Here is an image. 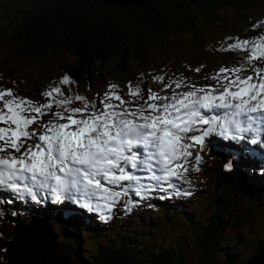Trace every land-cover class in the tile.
Masks as SVG:
<instances>
[{"label": "trees", "instance_id": "trees-1", "mask_svg": "<svg viewBox=\"0 0 264 264\" xmlns=\"http://www.w3.org/2000/svg\"><path fill=\"white\" fill-rule=\"evenodd\" d=\"M23 1L11 12L18 18L8 22L7 28L16 44L14 55L7 59L10 61L18 56L42 58L41 63L37 60L20 71L25 84L31 86L42 79L49 81V71L58 68L63 77L62 86H75L74 90L65 89L60 96L70 108L78 102L80 87L90 95L98 86V77L106 74L118 73L127 85L126 92L136 96V90L128 89L130 66L132 63L145 66L154 61L150 57L157 53L164 55L174 51L180 65L189 59L193 66L202 63L200 66L211 69L215 63L213 59L231 57L241 68L249 67L250 56L244 50L230 48L220 52L219 47L211 45L205 55L202 47L206 46L208 34L219 31L222 23H228L220 9L247 8L264 2L147 0L141 5L119 6L100 0ZM212 148V161L214 159L216 165L213 174L216 176L210 191L200 195L203 212L196 215L192 210L162 207L164 219H168L166 227L162 219L146 231L161 234L173 223L178 229L167 240H163L162 234L153 237L149 243L141 242V238L148 240L147 233L142 236L136 230L122 234L125 217L119 211L117 224L108 228L107 224L91 221L87 216L85 220L80 218L83 213L69 217L64 207L43 215L41 225L18 224L16 230L6 236L13 244L21 242L22 238L28 239V244L32 243L37 252L29 255L34 257L35 264H193L192 258L189 259L192 253L188 244L198 254L197 264H247L253 257L264 264V178L257 176L251 169L253 165L240 156V161L229 165L227 160L234 159L231 150L216 144ZM2 209L0 200V212ZM4 210L15 218L10 221L16 223L18 214L11 213L9 208ZM58 210L62 212L61 217L56 214ZM74 219L85 223L75 226ZM83 226L92 232L86 238L93 249L86 257L79 234ZM56 227L59 231L54 230ZM246 228L248 240H243V251L240 252L249 251L247 256L253 257L240 263L236 260L238 253L229 250L228 246L241 242L223 246L222 241L227 231ZM157 241L160 242L150 246ZM247 244L251 249L246 250ZM21 264L32 263L21 260Z\"/></svg>", "mask_w": 264, "mask_h": 264}, {"label": "rangeland", "instance_id": "rangeland-1", "mask_svg": "<svg viewBox=\"0 0 264 264\" xmlns=\"http://www.w3.org/2000/svg\"><path fill=\"white\" fill-rule=\"evenodd\" d=\"M23 3V0H0V97L4 100V102H0V104L2 103L4 105V107H0V160L4 159L11 163L16 162L18 166H23V168L25 167L26 169L44 170L43 164L40 165L37 159L42 156L44 158H49L48 161H51L50 157L47 156L46 147L51 143L50 140L53 138V135L60 134L62 136L61 131L65 130L64 125L66 123L68 127L72 128V131L73 129L80 128V126L91 124L95 121L93 119L101 117L103 113V111H101L102 108L105 110L103 113L105 116L111 115V112H114L116 115L124 118L149 120L151 118L165 116L168 111H171L184 99H198L203 96L208 97L213 95L216 96L217 100L221 103H228L229 99L230 101H241L244 94L247 96L246 90L252 87L254 83L258 84L264 82V2L254 3L247 8L230 6L220 9L228 23H222L219 31L211 35L208 34L205 38L204 45L206 46H203L202 49L206 52L205 55H207V47L211 45L217 48L219 47L220 52L230 48H242L251 57V64L249 67L241 68L240 64L235 62L231 57L227 58L228 60L222 57H217L216 60L213 59L215 63L211 69L206 67L203 68L200 66L202 63H198L199 65L195 63L193 66L194 63L189 59L186 61V64L180 65L177 63V57L174 51H170L164 55L157 53L155 57H150L154 59V61L147 63L145 66L139 63H132L130 66L131 82L128 85V89H132L130 91L138 89V94L136 96L132 97L126 92L127 85L118 73L101 75L97 79L98 86L91 91L90 95L85 91L84 87L79 88L77 108H75L78 111L75 112L77 114H64L57 111V109L64 111L70 110L69 112H72L73 109L63 103L64 101L60 98L61 93L65 89L67 91L74 90L75 86L65 85V88L62 86L63 77L60 75L58 68L49 71V81L42 79V82L38 81L39 84L31 86L25 84L24 78L20 77V71L30 67V65L36 63L37 60L38 63H41L42 58L39 57V59L35 60L29 56H18L12 57L13 59L10 61L7 59L8 56L14 55L13 49L16 44V41L9 32L10 28H7L8 22L18 18L17 14L11 15V12L17 5H22ZM197 59L200 60V57H197ZM46 61H48V59H46ZM35 65L36 64H34V67ZM10 68L12 70H10ZM179 92L182 93V97L179 100L173 99L169 106H161V108H159L162 96V98H165L169 93ZM53 93L55 94V98L51 100L49 97ZM225 96H228L229 99ZM48 102L56 103L51 106H46ZM75 106L76 105H74V107ZM45 107L46 111L39 116V109L44 110ZM13 114L18 115L19 118H24V122L27 125L30 123L25 134L15 136L17 132L15 124L19 121L17 122L16 116L11 119ZM45 119L60 122L56 127H53L52 130L50 125L45 124ZM89 119L92 120L89 121ZM196 122L203 125V121H194L183 131L181 144L184 148L178 153L179 159L173 165V174L169 173L163 175L162 180H157L156 184H149L150 188L156 185L157 190H151L148 198H145V201L144 194L148 193V188L144 190L145 185L139 189L140 191L138 190L139 186H126V184L123 183L118 187V189H126L133 194L139 192V196L133 197V203L144 201L141 209L138 207L139 204L133 208L132 197H125L126 190H122V196L118 200H114L115 196L112 190L119 181H116V184L114 183V185L110 187L109 193L112 195L113 204L115 206L121 205L126 198L131 201V209L127 214V218L124 219L121 225L123 229H121L123 231L122 234L126 235V233L129 234L130 231L136 230L137 233H141L143 236L146 231L148 232V228H151L156 221L164 219V210L162 207H172L177 203L179 197L178 191H175L172 200L166 198L167 192L165 185L169 184L167 179L170 177H175V181L169 188L170 192L175 190V187L181 188L183 182H185L184 186L180 189V192L183 193L181 196L182 199L188 196L193 199L197 196L200 198V195L207 194L210 191L211 182L215 180L216 176L213 174L216 167L215 160L213 159L212 161V156L210 155L209 163L207 157V155L211 153L209 143L207 146L195 144L199 141H195L193 138L202 129L197 130L193 127V123ZM76 135H78V132L72 134V141ZM60 139L57 140L56 143L58 142L59 144V141L62 140ZM61 145L65 146L63 142ZM222 146L235 148L242 155L247 152V149L243 148V145L239 147L238 145L233 146L230 144ZM185 150L193 155L194 160L192 163L187 164L189 166L183 165L182 162L181 154H183ZM60 153L66 154L65 151H60ZM231 156H234V159L227 160L229 165L241 159L240 157L237 158L234 154ZM191 157L192 156H189V158ZM257 157V161H260V157ZM189 158L187 162H189ZM198 165H200V169H203H198L197 172H193L194 168ZM178 175H184L185 177H180ZM121 177H123V175H121ZM123 181L126 183L132 182L130 180ZM122 184L125 186H122ZM15 185L17 186L15 187ZM18 186V182L8 181V183L2 182L0 184V196L5 199L4 208L7 209L10 207L20 209L16 223L10 221L13 220V218L9 216L10 214H6L5 211L0 212V255L2 254L0 257L7 260V264H21V260L23 262L28 261L35 264L34 257L29 256L30 254L37 253L36 250L33 249L32 243L29 245V240L22 238L21 242L12 244L8 241V236L6 235L16 230L18 224L21 226L29 225L30 223L33 225H41L43 223V215H47L50 211L54 212L59 208L51 204L52 206L46 210L44 208L48 206L44 204L47 201L38 206V201L40 200H37L36 197L34 198L31 195H26V198L30 199L31 204L25 203L20 195L23 191V187L19 190L18 198L15 194L13 196L14 187L18 190ZM115 192L117 195L120 193L119 190H115ZM41 194L42 199L47 198V194H44L42 191ZM96 195L99 199H102L100 198L99 192H96ZM171 197L172 195L170 198ZM85 201L86 206L82 208L83 210H80V213H83V215H80V218L84 219L86 218L85 216H88L91 220L108 224V228H113L117 224V220H113L112 213L107 217V214L110 210L112 212L113 209H110L106 204L103 208H94V205L99 203L95 200L91 202L88 200V197ZM74 202L75 201H72V205L68 206L71 208V212L68 213L70 215L79 213L77 209H75ZM182 208L186 209L188 212L192 210L198 215L203 212L204 204L200 203L198 200H193L190 203L183 202ZM4 214L8 216H4ZM56 214L58 217H61L60 215L62 212L58 210ZM98 214L100 216H98ZM167 220V218L164 219V226ZM73 221V225L75 226L84 223L83 220L74 219ZM177 229V226H174L172 223L161 234L146 232L148 240L146 241L141 238V242L149 243V241H153V237L162 234H164L163 240H167L169 237L173 236ZM54 230L59 231L57 227ZM79 234L82 238L83 249L85 250L83 256L86 257V255L90 253L89 250L93 249L86 238V236L91 235L92 232H88L87 227L83 226ZM42 235L45 236V233ZM237 237L238 239H236ZM94 238L96 239L95 236ZM243 240H248L247 228L235 232L227 231L222 241V244H224L223 246H227V244L232 245L234 241L241 242L236 246H228L229 250L233 249L234 252L238 253L236 254V260L238 262L240 261V263L253 257V255L247 256L249 251L246 250L251 249L249 244H247L246 252H243L244 254L240 252L243 251ZM159 242L160 241L152 242L150 246L153 247ZM187 246L189 247L190 253H192L189 257V259L192 258L191 263L197 264L198 254L189 244ZM257 261V258L253 257L249 264H262Z\"/></svg>", "mask_w": 264, "mask_h": 264}, {"label": "bare ground", "instance_id": "bare-ground-1", "mask_svg": "<svg viewBox=\"0 0 264 264\" xmlns=\"http://www.w3.org/2000/svg\"><path fill=\"white\" fill-rule=\"evenodd\" d=\"M213 51V50H212ZM248 57V56H247ZM228 60V59H227ZM205 62V61H204ZM205 66V65H204ZM184 94V93H183ZM163 97V96H162ZM161 97V100H160V105H159V108H161V106H169L171 103H172V101H173V99L174 100H179L181 97H182V93H169V95H167L165 98H162ZM60 103V102H59ZM62 106V105H61ZM115 106V105H114ZM108 107H110V106H108ZM64 108V107H63ZM73 108V107H72ZM70 109V108H69ZM162 110V109H161ZM164 110V109H163ZM68 111H70V110H68ZM98 111V110H97ZM101 111H103V112H105V110L102 108L101 109ZM165 111V110H164ZM109 112V111H108ZM157 112H159V111H157ZM164 113V112H163ZM109 114V113H108ZM166 114V113H165ZM103 115V114H102ZM110 115V114H109ZM117 117L118 118H121V116H119V115H117ZM103 119L104 118H102L101 120H100V123H102L103 122ZM85 120V119H84ZM90 120H92V119H89V121ZM93 120H95V119H93ZM82 124V123H81ZM83 125V124H82ZM65 127V130H64V132H65V135H63L62 136V141L60 142L59 141V144L58 145H61V143L63 142L64 144H65V146H66V148L67 149H69L70 151H75V150H77V149H79L80 147H82V146H85V145H87L89 142H90V138H88L87 136L86 137H83L80 141H79V143H78V145H75V144H73L72 143V141L70 140V138H69V136H70V134H71V132H72V128H70V127H68V124L66 123L65 125H64ZM81 127V126H80ZM1 133V132H0ZM62 133V132H61ZM61 140V139H60ZM34 152V151H33ZM34 154V153H33ZM45 154V153H44ZM13 159V158H12ZM23 159V158H22ZM177 159V156L175 157V159L173 160V162L175 161ZM25 160V159H24ZM38 162L40 163V165L43 163V161H45V160H49V158H44V157H39L38 159ZM28 162V161H27ZM38 162H37V164H38ZM25 163V162H24ZM172 163V162H171ZM33 164V163H32ZM35 164V163H34ZM31 165V164H30ZM39 165V164H38ZM37 165V166H38ZM35 166V165H34ZM178 166V165H177ZM38 167H40V166H38ZM176 167V166H175ZM25 168V167H24ZM30 168V167H29ZM202 168V167H201ZM26 169V168H25ZM32 169V168H31ZM203 169V168H202ZM202 169H200V170H202ZM206 170V169H205ZM177 171V170H176ZM204 171V170H203ZM15 181H18V180H15ZM21 181L23 182V180L21 179ZM123 184H126V186H132V187H134L135 186V184L133 183V182H131V183H126L125 181H123L122 182ZM122 184V186H125V185H123ZM22 185V183H20V181H19V186H18V190L20 189V186ZM145 185V187H144V190H146L147 188H148V185H147V183H145V182H143V183H141L140 185H139V187H138V190L140 189V188H142L143 186ZM144 190H141V191H144ZM172 190V189H171ZM140 191V190H139ZM64 192H67V190L65 189L64 190ZM44 205H47L48 207H46V208H44V209H49L50 208V206H52L51 204H49L48 202H46ZM235 213V212H234ZM252 227V226H251ZM0 256H2V254L0 255ZM254 261V260H253ZM251 262V261H250ZM250 262H248L247 264H249Z\"/></svg>", "mask_w": 264, "mask_h": 264}, {"label": "water", "instance_id": "water-1", "mask_svg": "<svg viewBox=\"0 0 264 264\" xmlns=\"http://www.w3.org/2000/svg\"><path fill=\"white\" fill-rule=\"evenodd\" d=\"M108 3H112L119 6L133 5V4H144L147 0H100Z\"/></svg>", "mask_w": 264, "mask_h": 264}]
</instances>
